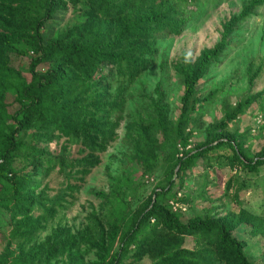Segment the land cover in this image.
Wrapping results in <instances>:
<instances>
[{
    "label": "trees",
    "instance_id": "obj_1",
    "mask_svg": "<svg viewBox=\"0 0 264 264\" xmlns=\"http://www.w3.org/2000/svg\"><path fill=\"white\" fill-rule=\"evenodd\" d=\"M197 1L0 0V216L11 226L9 241H29L42 229V222L72 203L64 199L72 194H66L44 205L42 195L35 194L41 184L38 177L57 170L75 182L67 190L78 191L77 183L82 184L98 166L125 121V90L112 92V84L134 83L146 72L159 41L184 29L186 18L178 3ZM263 5L264 0H250L238 15L222 22L212 48L193 61L173 65L183 87L176 121L170 119L162 85L156 84L150 114L126 122L123 173L110 176L108 193L98 194L100 211L89 217L84 228L74 234L57 228L28 251L18 243L17 254L8 243L0 264H51L63 257L72 263L81 247L95 252L98 260L93 264H256L247 255L242 231L260 239L264 264V217L240 207L237 213L194 214L182 220L184 213L174 212L169 204L187 202L177 199L176 191L183 189L193 166L210 159L213 150H228L227 164L249 173H258L264 165V148L251 155L244 139L222 137L259 94L248 95L233 110H226L219 123L206 128L204 144L178 157V145L189 144L185 128L190 115L202 102L198 83L225 57L237 28ZM70 7L81 14V24L45 40V24ZM11 55L25 71L11 65ZM62 138L65 143L58 152L47 150L49 143ZM71 145L79 148L78 158L69 156ZM16 161L24 163L20 170ZM140 173L153 178L155 186L133 208L123 195ZM230 185L229 180L227 188ZM240 190L235 191L236 202ZM36 209L42 212L38 216Z\"/></svg>",
    "mask_w": 264,
    "mask_h": 264
},
{
    "label": "rangeland",
    "instance_id": "obj_2",
    "mask_svg": "<svg viewBox=\"0 0 264 264\" xmlns=\"http://www.w3.org/2000/svg\"><path fill=\"white\" fill-rule=\"evenodd\" d=\"M250 0H200L194 3H178L186 18L182 33L175 37L161 39L158 53L153 59V65L144 72L134 83H113L111 91L123 88L125 90L124 106L125 121L117 131V138L100 156V163L92 169L84 182L77 183L78 191L72 193L67 190L70 182L57 170L52 171L46 178L38 177L41 184L35 194L42 195L44 205L46 200L67 195L64 199L70 203L66 209H57L55 216L42 222V229L29 241H9L11 226L0 216V254L9 243L10 250L18 253L17 244H24V250L44 243L57 228L68 229L71 234L85 227L87 220L93 213H99L101 200L98 194L108 193L110 176L118 177L123 173L124 155L127 153L124 134L125 125L130 118L145 117L150 114L148 105L155 98L156 84H161L166 94V102L170 109V119L176 121L180 113L179 98L183 93L181 78L173 69L174 64L193 61L203 50L212 48L219 40V32L223 21L230 16L238 15ZM82 22L81 14L71 7L58 11L52 20L42 29L46 40L56 34L64 33ZM231 47L219 65L213 67L209 74L197 86V97L202 101L190 115V123L185 128L189 132L190 150L196 145L204 144L206 128L219 123L224 112L235 108L237 102L248 95L259 94L254 103L244 113L228 125L223 138L233 135L237 139H244V148L251 155L259 153L264 148V5L255 11L235 31ZM11 65L19 68V60L11 55ZM27 64V59H23ZM23 71V67H21ZM252 78V83L249 80ZM211 96V97H210ZM13 111V108H11ZM65 139L53 141L46 147L49 152H58ZM181 145V144H179ZM43 146V145H41ZM78 147L69 146V156L78 158ZM211 158L199 160L188 173L184 187L176 191V198L187 199L180 202L185 207L182 220L194 214L211 216L237 213L240 207L249 212L264 217V165L258 168V173H249L239 167L227 164L228 150L219 148L211 151ZM221 154V156H218ZM177 155V154H176ZM21 161L15 162V168L23 167ZM136 174L133 186L126 190L123 197L135 208L151 193L155 183H146L145 177ZM154 178L156 176H153ZM160 178V177H159ZM230 180L231 185L227 188ZM156 181V180H155ZM241 188L238 202L235 201V191ZM42 213L35 210L34 215ZM247 241V255L256 264L263 263L260 255L261 241L258 237H251L241 232ZM116 249V242L110 255ZM72 263L67 257L58 258L51 264H93L98 258L94 251L86 252L84 247L74 254ZM109 259V258H108ZM141 264H148L147 261Z\"/></svg>",
    "mask_w": 264,
    "mask_h": 264
},
{
    "label": "built area",
    "instance_id": "obj_3",
    "mask_svg": "<svg viewBox=\"0 0 264 264\" xmlns=\"http://www.w3.org/2000/svg\"><path fill=\"white\" fill-rule=\"evenodd\" d=\"M178 150H179L178 157H182L184 151L190 150V144L186 145L185 147L182 145H178ZM145 182L148 184L149 183L151 184V183H154V180L153 178L145 177ZM169 204L174 212L178 210L185 212V207L181 205L179 202L171 201Z\"/></svg>",
    "mask_w": 264,
    "mask_h": 264
}]
</instances>
